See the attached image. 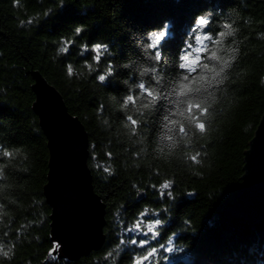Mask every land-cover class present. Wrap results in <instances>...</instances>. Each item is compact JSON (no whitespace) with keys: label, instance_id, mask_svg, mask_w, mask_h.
<instances>
[{"label":"clouds","instance_id":"clouds-1","mask_svg":"<svg viewBox=\"0 0 264 264\" xmlns=\"http://www.w3.org/2000/svg\"><path fill=\"white\" fill-rule=\"evenodd\" d=\"M197 2L204 6L180 29L174 47L176 24L169 18L143 28L125 22L122 34L127 40L123 42L102 37L90 42V29L81 22L70 24L62 30L68 34L54 41L53 64L72 55L73 50L78 58L77 62L64 60L63 75L69 85L94 80L96 89L107 93L94 113L103 135L99 148L84 132L85 166L90 177L95 174L104 184L121 173L129 177L128 197L110 212L111 238L101 231L103 242L98 249H91L95 251L91 264H178L181 258L194 264L192 240L181 237L198 235L201 224L194 226L192 219L177 209L181 200L198 202L202 195L213 205L223 189L201 193L183 186L181 174L202 180L208 172L205 169L212 168V149L233 118L238 86L251 75L243 59L252 41L257 45V59L264 64V25L247 11L248 0ZM11 3L13 9L24 13L17 17L16 27L26 32L38 31L42 25L51 27L68 5L77 6L82 15L95 8L78 6L76 0H55L53 6L28 13L23 0ZM110 85L115 90H108ZM258 86L264 88V72L259 74ZM7 91L0 86V93L6 95ZM260 125L247 122L241 131L251 133L253 140ZM39 130L43 131L41 126ZM33 167L31 153L23 144L0 139V264H16L25 246L43 244L41 231L49 221L45 209L48 197L28 193L19 181L21 176H30ZM103 221L101 230L105 207ZM48 239L51 244L43 255H38L37 261L26 258L24 264H78L63 254L60 239L55 235ZM240 264H264V250L252 245L248 256L240 257Z\"/></svg>","mask_w":264,"mask_h":264},{"label":"trees","instance_id":"trees-1","mask_svg":"<svg viewBox=\"0 0 264 264\" xmlns=\"http://www.w3.org/2000/svg\"><path fill=\"white\" fill-rule=\"evenodd\" d=\"M79 5L94 6L87 10L88 15H82L77 6L68 5L62 9L51 22V27L43 25L37 31L33 29L26 32L17 29V17L24 13L13 9L11 0H0V86L7 87V94L0 93V139L14 144H23L31 153L34 167L30 176L19 177L28 193L42 195L41 188L45 183L47 172V148L45 138L39 130L37 118L31 111L33 93L30 88L32 83L30 71H38L45 80L56 88L65 105V109L83 125L91 141H95L99 148L103 135L98 131L94 113L99 102L106 98V91L97 90L95 82L77 83L71 85L63 75L65 59L78 61L75 50L69 57L62 58L58 64L51 61L54 55L55 43L61 35H67L68 26L75 22L87 23L90 34L89 41L102 37V39L127 40L125 22L133 27H148L158 23L163 18L172 19L176 24L177 41L179 42L180 29L189 21L191 16L204 5L197 0H183L175 3L174 0H76ZM28 13H33L42 8L55 4V0H44L38 4L37 0H23ZM250 12L261 19L264 25V0H248ZM95 12L93 15L92 13ZM48 22L46 21L45 24ZM50 27V29H49ZM70 31V30H69ZM115 43V39H114ZM44 45H47L45 47ZM256 43L252 41L248 47V54L243 59V64L250 70L251 75L238 86V103L235 107L233 118L224 128L222 139L218 140L212 152V168L202 180L181 174L180 181L185 187L195 188L201 193L207 191L220 192V197L215 204L225 207L228 202L231 186L239 181L238 175L242 172L239 164H243L242 151L246 150L252 134L244 135L241 128L247 122H252L257 127L259 111L264 107V88L258 86V78L264 72V64L256 57ZM123 57V49L120 53ZM77 88L80 91H77ZM108 90H115L110 85ZM88 115L89 120L84 116ZM39 130V131H38ZM210 147H212L210 145ZM208 162H206L207 164ZM129 177L121 173L111 183L100 182L95 174L91 178V187L98 195L105 207V225L102 232L105 237H110V212L113 206L129 193ZM212 201L203 195L198 202L181 200L178 213L190 217L194 226H199L200 231L196 236H183L182 239H191V252L195 257L194 264H240V257L248 256V248L258 245L264 250V215L254 222H247L236 217V214L223 215L218 211ZM212 206V207H211ZM49 216V208L45 203ZM49 223V221H48ZM41 231L43 244L25 246L18 254L16 264H24L26 258L38 260V255H43L46 246L51 244L49 226ZM173 224L176 221L172 222ZM39 231V230H38ZM100 247V246H99ZM39 248V254L37 249ZM91 250L85 256H79L78 264H91ZM249 261L253 258L248 257ZM178 264H188L178 262Z\"/></svg>","mask_w":264,"mask_h":264},{"label":"water","instance_id":"water-1","mask_svg":"<svg viewBox=\"0 0 264 264\" xmlns=\"http://www.w3.org/2000/svg\"><path fill=\"white\" fill-rule=\"evenodd\" d=\"M33 93L31 111L37 118L47 148V172L41 191L49 205V235L64 245V255L71 259L87 255L103 242L104 207L91 187L85 166L86 131L76 116L65 109L63 98L38 71H30ZM256 137L246 142L239 181L231 186L225 207L214 203L223 215L236 214L244 221H257L264 215V107L258 112ZM50 183H49V180ZM242 181V182H241ZM47 204V203H46ZM53 214V216H52ZM52 216V217H51ZM53 225L51 227V219ZM53 230V233H52ZM178 262L188 263L185 258Z\"/></svg>","mask_w":264,"mask_h":264}]
</instances>
